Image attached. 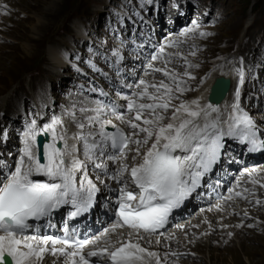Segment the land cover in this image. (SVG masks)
<instances>
[{"label":"snow or ice","instance_id":"6c2138e0","mask_svg":"<svg viewBox=\"0 0 264 264\" xmlns=\"http://www.w3.org/2000/svg\"><path fill=\"white\" fill-rule=\"evenodd\" d=\"M124 19L122 16L119 23ZM117 38L120 44L110 56L94 53L91 47L89 52L100 56L120 75L119 66L124 60L120 48L126 45L123 38ZM176 46L169 42L149 54L151 61L145 75L161 73L168 82L161 79L150 83L144 78L135 81V90L123 97L124 105L108 100V93L93 84L89 91L103 99H97L94 107H81L82 119L70 113L77 132L69 135L63 118L55 115L42 127L36 119L25 124L14 167L0 160V264H42L49 252L63 257L65 264H166L169 253L162 261L158 253L142 247L140 241L163 228L170 213L200 186L201 178L220 160L226 141L245 145L249 153L264 151V131L241 106L244 70L236 69L234 99L223 107L213 99L222 87L221 80L210 89L206 103L199 98L181 100L180 96L190 90L183 86L184 78L195 79L188 69L198 65L179 51L165 57V49ZM190 55L195 56V52ZM172 57L184 61L183 73L169 70ZM161 59L164 66L155 67L153 62ZM85 63L108 79L91 59ZM73 68L80 72L75 64ZM40 136L49 139L41 144ZM254 172L247 173L250 182L264 188V181L253 178ZM101 185L116 193L114 200H106L103 205L115 219L95 238H75V229L70 231L67 221L90 212ZM248 192L244 188L235 196L243 197ZM225 199L230 201L233 196ZM256 203L261 201L257 199ZM65 207L68 212L63 237L28 234L35 230L34 222L37 228L45 220L48 227H55L52 217ZM216 208L222 210L220 204ZM118 229L126 230V236ZM110 234L117 235L116 242ZM160 242L158 238L156 243Z\"/></svg>","mask_w":264,"mask_h":264},{"label":"rangeland","instance_id":"374dc122","mask_svg":"<svg viewBox=\"0 0 264 264\" xmlns=\"http://www.w3.org/2000/svg\"><path fill=\"white\" fill-rule=\"evenodd\" d=\"M7 1H9V4L4 6L0 14V116H2L3 113L9 115V110L15 111L21 101L23 99L25 100L27 97L37 99V102L31 103L35 106V104L38 105V103L41 102L40 100L46 98L45 94H49L53 102L52 106L54 109L52 110L57 116H60L59 114L62 111L68 113L67 115L74 112L78 120L82 119L83 117L82 115L80 116L79 113L82 107L80 101L82 100L81 102H83L82 98H86V96L84 94L74 95L76 90L73 88L72 80L77 81L78 75L70 68L71 61L66 60L63 56L64 60H62V64L60 61V65L55 66L48 56L49 53H52L53 49L56 50L61 45L69 49L70 59L72 60L75 56L82 57L83 59L84 57L86 59H92L91 57L98 59V55L94 53H101L107 48L112 49L115 48V45L117 46L118 43L120 44L117 37L111 36L108 33L107 28L112 26L108 21L105 22L104 15L100 14V17H98V13L105 9V4L114 2V0ZM194 2L197 4L196 6L190 4L185 5V13L188 15L187 19L186 16L184 17L179 14L178 23L171 28L169 34H166V40L168 35H171V39L165 42V44L169 42H175L177 44L176 47L167 49H170L172 53L179 51L193 65H198V67L188 69L195 79L188 80L187 77L184 78L185 84L183 86L190 90L185 91L183 95L180 96V99L186 101L195 95L197 88L200 86V79L202 77L206 78L211 74L213 68L217 67L215 65L219 59L223 61L222 65H224V67L229 68L228 66H235L236 64H233V62L235 63L239 60H234L239 56L236 52L244 53L248 61L250 59V62L258 61L257 57H259V63H255L257 66L255 64H248L247 62L246 70L252 79L247 78L244 82V84H249L248 90L246 88L247 85H242V90L244 89V91L241 95V106L258 123L261 130L264 131V106L261 102L262 98H260L262 96L260 93L264 91V66H259L261 64V58H264V0H194ZM52 4L55 9L53 12H48L46 8L48 5L52 7ZM192 8L203 13H205L207 9H210V16H208V14L204 16L203 14L202 16L204 17L196 18L194 15H191ZM188 13H190V15ZM164 14V10L162 13L160 12V15L164 16ZM144 15L146 18L151 17V11L145 10ZM174 15L170 14L169 17L173 18ZM70 18L73 19L71 20ZM152 21L156 22L155 18H152ZM194 21L197 22L196 25L191 24ZM80 22L84 24L86 27L85 29L90 28L88 33L90 32L91 42L94 43V45L90 43L94 53H90V47H88L87 44L84 45L80 43V40L76 39V42L71 40V36L78 38L76 37L78 35H75V29ZM164 22H166V20ZM185 24L188 26H185ZM164 26L160 24L158 33L162 34V32H164ZM189 29L193 30L189 31ZM260 31H262L261 36H259ZM119 32L121 35L120 38L125 40V29H119ZM200 32H204L206 35L200 36ZM160 34L158 37L159 41L160 37L163 38ZM245 40L247 41L245 42ZM74 42L76 44V50L73 47ZM61 46L59 48H61ZM128 51H130V49L125 48L121 53L124 55ZM192 51L195 52V56L190 55ZM156 52L157 50H155V53ZM230 55L231 61L228 63L227 61ZM166 56H168V53H165V57ZM61 57L60 55V58ZM171 59L177 60V62L168 64L169 70L175 71L176 73H183L185 70L184 61L177 57H172ZM142 61L145 65H142L141 71L135 73L134 81L132 85H130L131 87H129L130 94L135 90L134 82L141 78L146 79L150 83L152 81L150 79L155 78L154 82L158 83L159 80L163 78L162 75L161 78H158L159 73L145 75V72L149 71L147 69V64L151 60H146L144 57ZM74 62L78 63V60ZM97 62L100 61L95 60L96 64ZM153 63L155 67H163L165 62L159 61L157 63V61H155ZM123 64H127L128 67L130 65H136L133 61L132 63L128 62V59H126ZM78 67L84 69L82 63H78ZM220 68L224 69L222 67ZM130 69L133 68L130 67ZM253 69L254 71L249 72ZM91 72H87L86 74H92ZM80 80L86 81L85 78H81ZM235 80L238 82L237 73L235 74ZM84 81L81 82L85 83ZM165 81L168 82L167 78H165ZM245 89L248 94L253 91L258 94V97H256L254 103L251 105L250 98H247V96L246 98L244 97ZM90 102L87 108L95 106L94 103ZM175 103L178 104L179 101H175ZM32 110L31 112H34L33 108ZM257 114L259 116H256ZM12 120H16L14 115L8 117L4 116L2 120L0 119V127L4 129L2 133L0 131V136L12 132ZM69 121L72 122V118ZM7 139L8 140L5 142L7 145H3L2 156L0 157L1 160L5 161H9L8 158L11 159V154L13 153L12 146L16 145V138H14V136L9 135ZM132 147H135V145H132ZM7 154L9 155L8 158L5 156ZM228 165L230 166L231 162H228ZM254 167H262L260 171L264 170V159L238 163L236 167L231 170V174L229 175V178H231L230 184L226 185V182H224L226 187L224 188L228 191L232 188L237 190L238 188L234 185L233 181L238 178H240L238 181L241 180V184L249 186L250 180L247 173L252 172ZM245 170H247V172ZM253 178L257 179L254 173ZM260 181H264V176ZM251 187L254 188L251 193H245L242 198L233 197V199H240L238 200L240 204L245 202V204L249 205L251 200H245L246 196L251 195L259 197L261 194L264 197V188H260L259 184ZM222 193L224 194L219 195V193H215L217 196L210 198L209 196L214 194V191L210 190L208 193L209 195H207V200L204 201L205 203L203 202L204 206L210 207L215 205L216 199L218 200L220 197V201H223L222 196L224 195H227V197L229 195L233 196L230 192L225 194V191H223ZM197 199L199 198L197 197ZM261 202L264 205V199ZM200 205L195 206L196 208H193L194 211L191 209V213L188 212L187 215L183 216L184 218L181 217L167 227L163 232L164 235L161 236L162 240L164 241L163 238H165V236H168L169 239L174 238V236L177 234L179 235L180 231H183V229L191 227L188 225L189 222L198 221L199 214L197 211ZM236 206L238 207L239 204L236 203ZM258 210L256 215H250L249 218H237L241 219L240 224L244 223L245 229L247 230L246 233H244L246 240L241 243L243 251L239 252L237 249H234V251L233 249H228L227 251L224 249L220 251L221 247H219V245L217 247L212 244L211 249L207 250L211 254L210 259H206L203 253H201L200 257H188L187 253L181 250L176 256L169 254L168 258H166V264H173V260L176 259L179 260L181 264L182 262L186 264H264V208L261 207L258 208ZM181 221H184V223L177 226V223ZM107 223L98 231H102L104 228L108 227ZM191 225H195V223ZM248 225H253V227H248ZM199 226L191 227L188 231L189 236L193 234L194 240H199L201 235H204V230ZM258 226H262V229ZM221 227L222 230H229L228 227L223 228L221 225L217 226L216 231L221 230ZM98 233L95 232L91 237H95ZM236 246H238V242ZM205 248L206 247H204V249ZM148 250L156 251L153 247H149ZM167 251V249L165 251L161 250V253H159H164L161 256L162 261H165V253ZM157 252H159V250ZM203 252H205V250H203ZM193 257L196 259H193ZM45 262L46 261L43 260L42 264H45Z\"/></svg>","mask_w":264,"mask_h":264},{"label":"bare ground","instance_id":"6f19581e","mask_svg":"<svg viewBox=\"0 0 264 264\" xmlns=\"http://www.w3.org/2000/svg\"><path fill=\"white\" fill-rule=\"evenodd\" d=\"M8 2L9 1H7V0H0V14H1V11L4 9V6L9 4ZM46 9L48 10V12H53V10L55 8H54V5L52 4V7H51V5H48ZM183 10H184V12L186 11L185 7H183ZM160 12L162 13L163 11L159 10L158 13H154L151 10V15H150L151 17H147L151 21V24H152V26L147 27V33H146V35L148 36L149 43L146 44V46L143 47V49H139L138 51H134V50L128 51L126 54L123 55V57H124L123 62L126 59H128V62L132 63V61H133V62H138L141 64L142 59L144 58L146 53H148V54L155 53L154 50L158 51L160 46L164 45V42H168L171 39V35H168L167 40L164 39L162 44L157 46V49H154V50L152 49V45L155 44V41L159 42L158 37H159L160 33H158V30H160V24L161 25L163 24V26L165 24V26H164L165 29H164L163 33L169 34L171 31V28L178 23L177 20H178L179 14L177 13V11H175L174 13H171V15L175 14L173 16V18L169 17L170 12L168 13V12L164 11L165 12L164 16L160 15ZM152 18H155L156 22H153ZM163 19H164V21L166 20V22H164ZM166 31H168V32H166ZM166 34H165V36H166ZM76 37H79V36H76ZM133 40L136 42H139V39L137 37H135ZM140 43L142 44V42H140ZM165 53L169 54V53H172V51L170 49L166 48ZM48 57H49V59H51L52 63L55 66L60 65V61L62 64V60H64L63 56L60 58L59 52L55 51V50H52V53H49ZM159 61L165 62L164 59H161V60H158L157 63ZM174 62H177V60L171 59V63H174ZM130 67L133 68V69H131V70H133V72H137V73L140 71V69H142V67H140L139 64L137 66L136 65H133V66L130 65L129 68ZM134 67H136V68H134ZM251 71H254V69L250 70L249 72H251ZM230 74L231 73H229L228 69H226V68H224V69H221L220 67L213 68V71L211 72V74L209 76H207L206 79H204V83L199 84L200 86L197 88L195 95H193L192 97H190V99H188L186 101H191L193 99L199 98L202 104L206 103L208 101V98H209V93H210L209 89H210V86L213 83L214 79L216 77H219L220 75L231 77ZM161 75L162 74L159 73L158 78H161L162 77ZM163 78L165 80V77H163ZM250 79H252V77ZM150 80H152L151 82H154L155 78L150 79ZM245 85H247L246 88L248 90L249 84L246 83ZM235 86H236L235 82L233 84V80H232L231 89L228 91V93L219 102L221 107H223L226 103H231L232 100L234 99V91L236 88ZM242 92H243V90H242ZM112 95H114V94H112ZM130 95H131L130 93L127 94V96H130ZM117 96L121 97V94H119ZM246 96H247V98H250L249 100H250V105H251L252 103H254L256 97H258V94L254 93V91L252 93L248 94L246 92V89H245L244 97L246 98ZM82 99H83V102H81L82 100L80 101L82 107H88V104L90 102L89 98L84 97ZM120 103L125 104L126 102L124 101V99H122V101ZM9 106H11V105H9ZM73 109H74V105H73ZM67 114L68 113H65L64 111H62L59 114L60 116H58V117L63 118L65 126L68 129L69 135H71L72 133H75L78 130L76 129L77 128L76 125L73 122L69 121V120H71L72 116L67 115ZM169 114H170V112H169ZM80 116H81V113H80ZM256 116H259V115L257 114ZM109 118H111V117H109ZM116 123H119V122H116ZM40 127H42V126H40ZM70 143H71V141H70ZM246 151H247L246 147L241 148L240 145L231 144L230 148H227L224 152L225 160H223V162H221V166L218 167V169L216 170L215 173L210 174L209 176H204L201 178V180H203V181H200V186L197 187L195 189V191H193L191 193V195L189 196L191 199V203L189 205H187L182 212L176 214V217L183 215V214L187 215L188 212L191 213V211H190L191 209H192V211H194L193 208L195 206L201 204L198 211H197V213L199 214V220L195 221V222L192 221L191 223L190 222L189 223L187 222V223L191 227H195L197 225L198 226L200 225L201 228L204 230V233H208L207 235H205V234L201 235L199 240H194L193 234L190 235V236H192V237H190L189 232H188L191 227H187V229H183V231H180L179 235L178 234L175 235L174 238L169 239L168 236H165V238H163L164 239V241H163L161 236L164 235L163 232L166 230L165 229L160 234L159 233L153 234L150 237H146L145 240H141L140 243H141L142 247H145L147 249L149 247H153L154 250H156L153 252H156L158 254L161 253V250L165 251L166 249L168 250L167 253H169V254L173 253V252L178 253L179 251L182 250L185 253H187L188 257L189 256H199L200 257L201 253H203L205 255L206 259L207 258L210 259V257H211L210 256L211 254L207 250L211 249L212 244L214 246H217V247L219 245V247H221L220 251H223L224 249H226L225 251H227L228 249H230V250L233 249V251H234V249H237L239 252L243 251L241 243L246 240L244 233H246L247 230L245 229L244 223L240 224L241 219H237V218H246L245 212H247V214H248L247 218H249L250 215H256L257 212L259 211L258 208H261V207L264 208V205L262 204V202L259 205L256 203V199H259L260 201H262L264 199V197L261 194L259 195V197L261 199L257 196H251V195L246 196L245 200H248V199L251 200V203L249 205L245 204V202L240 204L238 201L240 199L236 200V198L232 199L230 201L226 200L225 198L227 197V195L222 196L223 201H220L221 197L220 198L218 197L219 199L218 200L216 199V201H215L216 204L213 206H210V207L204 206V203H205L204 201L207 200V195H209L208 193L210 190L214 191V193H219V195L224 194V193H222L223 191H225V194L227 192H229L227 189H225L226 187H225L224 182H226V185L230 184L231 178H229V175L231 174V170L234 167H236L238 162L245 163V162L252 161L251 158H253V157H251V156L254 154V152L249 153L248 151L247 152ZM263 157H264V155H261L259 158H255L254 160L261 159ZM6 162L8 163L9 161H6ZM228 162H231L230 166L228 165ZM111 167L114 169V165H111ZM261 168L262 167H254V169H252V172H253V170H255L254 174L256 175V178H257L256 180H258V181H260V179H262V177L264 176V170L260 171ZM238 179H240V178H238ZM238 179L233 181L234 185H236V187L238 188L237 190L232 188L233 189V192H232L233 197H236L235 196L236 191L243 192L244 188H248L250 190V192H248V193H251L252 190L254 189L251 187V186H253V184L250 182L249 186H245L244 184H241L240 183L241 180L238 181ZM108 183L111 186L115 187L113 182L109 181ZM100 187H101L100 200L102 202L105 203L106 200H114L115 199V194L111 195L110 192L107 189H105L102 185ZM244 195H245V193H244ZM196 196L199 199H197ZM209 197L211 198L212 195ZM237 198H242V197H237ZM236 203L239 204L238 207L236 206ZM217 204L221 205L222 210H217V208H216ZM94 210H96V209H94ZM59 216L60 215H55L54 217L56 219H58ZM108 219L110 222L107 224H108V227H110L111 223L113 222L112 221L113 216L108 215V210L106 208L103 212L96 210L95 214L93 216L92 223L87 224L88 226L86 227V232L89 231V232H91V234H93V232H95L97 230L96 232L97 233L99 232V233L96 234L95 237L100 235L103 232V230L102 231H98V230L105 224V222ZM56 221H58V220H56ZM173 223H171V224H173ZM183 223H184V221H181V222L177 223V226H180ZM193 223H195V225H191ZM218 224H221L223 226V228L228 227L229 230H225V229L222 230V227H221V230L216 231L217 226H221ZM209 225H211V227H209ZM237 225H239V226H237ZM108 227H106V228H108ZM259 228L262 229V226ZM34 231H36V229ZM209 231H210V233H209ZM117 232H123L126 236V230L118 229ZM229 233L233 234L235 236V238L233 235L229 236ZM28 234L32 235L33 233L30 231ZM157 235H159V236H157ZM95 237L94 236L89 237V239H92ZM109 238L113 242H116L118 237L115 234H110ZM158 238L161 241L159 244L156 243ZM149 240L151 241V243H148ZM237 242H238V246H236ZM58 247H59V245H58ZM204 247H206V248L204 249ZM158 250H159V252H157ZM203 250H205V252H203ZM163 254H159L160 258ZM92 259L95 260L96 258H92ZM193 259H196V258L193 257ZM43 260L46 261L45 264H47V263H49V264H65L63 257L53 256L50 252L45 254ZM179 263H180L179 260H177V259L173 260V264H179ZM153 264H155V261H153ZM182 264H186V263L182 262Z\"/></svg>","mask_w":264,"mask_h":264},{"label":"water","instance_id":"95a60500","mask_svg":"<svg viewBox=\"0 0 264 264\" xmlns=\"http://www.w3.org/2000/svg\"><path fill=\"white\" fill-rule=\"evenodd\" d=\"M217 80H221V81H222V87H221V89L217 92V94L213 97V99L220 101V100H221L220 97H224V96H225V93H226V91H227V89H228V87H229V79L218 78V79L215 80V82H216ZM215 82H214V84H215ZM212 87H213V86H212ZM39 142L42 143V139H41V138L39 139Z\"/></svg>","mask_w":264,"mask_h":264}]
</instances>
